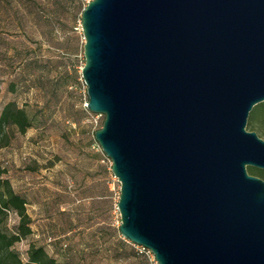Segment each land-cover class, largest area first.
I'll use <instances>...</instances> for the list:
<instances>
[{"label":"water","instance_id":"water-1","mask_svg":"<svg viewBox=\"0 0 264 264\" xmlns=\"http://www.w3.org/2000/svg\"><path fill=\"white\" fill-rule=\"evenodd\" d=\"M82 77L121 183L119 230L158 264H264V0H90Z\"/></svg>","mask_w":264,"mask_h":264},{"label":"rangeland","instance_id":"rangeland-1","mask_svg":"<svg viewBox=\"0 0 264 264\" xmlns=\"http://www.w3.org/2000/svg\"><path fill=\"white\" fill-rule=\"evenodd\" d=\"M87 1L0 0V111L15 99L37 115L0 149L32 219V233L15 247L25 257L31 242L41 244L64 264H158L119 230L121 183L95 139L104 114L88 109L82 77ZM257 105L264 125V101ZM247 129L264 138L250 115ZM17 220L12 214L10 227Z\"/></svg>","mask_w":264,"mask_h":264},{"label":"trees","instance_id":"trees-1","mask_svg":"<svg viewBox=\"0 0 264 264\" xmlns=\"http://www.w3.org/2000/svg\"><path fill=\"white\" fill-rule=\"evenodd\" d=\"M257 106L251 111L250 118L264 129V125L253 114ZM36 122L37 115L31 112L28 105L19 104L15 99L7 101L0 111V149L8 146L17 134L26 133ZM248 168L250 173L264 179V170L252 166ZM7 173L8 169L0 159V264H64L41 244L31 242L25 257L15 247L18 241L32 233V219L27 209L26 197L14 188ZM12 214L18 220L10 227L9 219Z\"/></svg>","mask_w":264,"mask_h":264},{"label":"built area","instance_id":"built-area-1","mask_svg":"<svg viewBox=\"0 0 264 264\" xmlns=\"http://www.w3.org/2000/svg\"><path fill=\"white\" fill-rule=\"evenodd\" d=\"M89 1H90V0H88L87 3H88ZM136 247H137V249L139 250L140 253H145V254H147V255H151L152 257H154L153 252H152L149 248H147V247H145V246H143V245H141V244H136Z\"/></svg>","mask_w":264,"mask_h":264}]
</instances>
